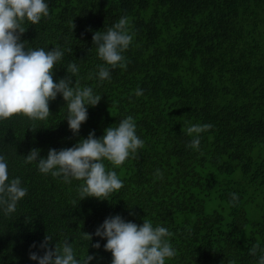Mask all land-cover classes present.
<instances>
[{
	"label": "trees",
	"instance_id": "trees-1",
	"mask_svg": "<svg viewBox=\"0 0 264 264\" xmlns=\"http://www.w3.org/2000/svg\"><path fill=\"white\" fill-rule=\"evenodd\" d=\"M48 4L47 18L36 25L25 22L22 40L33 48L66 49L54 66V82L67 75L68 62H76L80 84L92 86L101 100L88 107L79 135L69 130L66 102L59 95L49 102L51 114L44 121L21 114L0 121V155L10 178L19 177L28 189L14 213H0V264H37L29 259L30 245L47 234L57 243L73 241L78 255L88 250L97 257L90 264H111L106 241L84 237L117 214L168 228L176 255L166 264H256L249 249L264 245V0ZM121 16L134 33L123 53L126 67L97 81L102 61L93 31ZM138 87L141 96L135 95ZM129 115L144 146L113 168L123 186L108 200H80V181L63 183L41 174L35 162H24L33 148L46 157L49 148L72 147L92 130L100 137ZM188 122L212 125L201 134L198 151L186 146L190 137L182 125ZM156 169L162 179L155 177ZM230 193L238 195L235 205ZM98 240L100 249L92 247Z\"/></svg>",
	"mask_w": 264,
	"mask_h": 264
},
{
	"label": "clouds",
	"instance_id": "clouds-1",
	"mask_svg": "<svg viewBox=\"0 0 264 264\" xmlns=\"http://www.w3.org/2000/svg\"><path fill=\"white\" fill-rule=\"evenodd\" d=\"M48 16V0H0V121L16 114L31 121H44L51 114L49 102L59 95L66 102L64 119L69 130L73 135H79L82 123L88 118V107L96 106L101 96L92 86L80 84L77 78L80 68L76 62H68L67 75L54 82V66L60 64L66 51L62 46L54 45L46 50L30 47L22 40L26 21L36 25ZM133 36L126 16H121L111 26L93 31L92 44L96 56L102 61L96 66L94 77L97 81L110 80L113 69L126 67L123 53ZM92 78L90 75L89 79ZM142 94L143 90L138 87L135 95ZM113 125L106 127L100 137H96L95 130H92L72 147L49 148L46 157L40 155V149L33 148L24 155V162H35L41 174L59 178L63 183L80 181L77 186L80 200L87 197L108 200L111 193L123 186L113 168L121 166L144 146L131 115ZM211 127L207 123L182 125V132L190 137L186 146L198 151L201 134ZM105 161L113 167L106 168ZM8 168L6 158L0 155V213L3 215L14 213L18 202L28 192L19 177L10 178ZM154 175L157 179L163 178L160 169H156ZM229 195V202L235 205L238 195ZM93 235L106 241L103 249L111 252V264H166V260L176 255V249L168 239L171 235L168 228L154 225L147 218L137 224L119 214L108 216L93 234L85 233L84 238L91 242ZM53 241V236L47 234L38 244L33 242L29 259L37 264H90L97 259L88 250L87 254L78 255L74 242L68 238L59 243L55 241L51 247ZM92 247L100 249L99 240ZM249 254L257 257L256 264H264V245L257 242L249 249Z\"/></svg>",
	"mask_w": 264,
	"mask_h": 264
}]
</instances>
